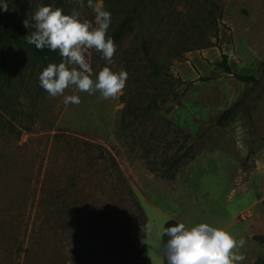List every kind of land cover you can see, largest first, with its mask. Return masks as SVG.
<instances>
[{
  "label": "rangeland",
  "instance_id": "obj_1",
  "mask_svg": "<svg viewBox=\"0 0 264 264\" xmlns=\"http://www.w3.org/2000/svg\"><path fill=\"white\" fill-rule=\"evenodd\" d=\"M102 3L111 13L107 34L123 21L126 32L111 64L93 49L88 62L92 79L104 67L127 72L117 97L71 89L64 94L80 104L49 97L16 38L0 72V264H138L141 218L95 160L98 149L113 158L145 223L160 231L169 220L208 223L244 241L234 250L238 264L264 263V247L252 241L264 235V83L253 88L216 67L224 54L233 74L261 77L264 0ZM42 5L94 22L86 0H11L18 35L30 34L23 21ZM141 43L160 77L150 74ZM127 111L137 121L129 137L121 130ZM144 236L150 263L159 264L161 238Z\"/></svg>",
  "mask_w": 264,
  "mask_h": 264
},
{
  "label": "clouds",
  "instance_id": "obj_2",
  "mask_svg": "<svg viewBox=\"0 0 264 264\" xmlns=\"http://www.w3.org/2000/svg\"><path fill=\"white\" fill-rule=\"evenodd\" d=\"M84 6L85 0H76ZM86 6L92 11L94 22L81 21L79 12L72 10L64 14L62 8L51 5L37 6L32 16L23 21L26 29H31L24 40L37 50L58 52L59 64L50 63L40 73L39 86L51 98L63 96L65 105H78V95H65L66 89L99 93L100 98L108 100L117 97L124 89L127 72H113L104 67L92 79V69L88 62L90 49L100 54L108 64L116 52V45L108 36L111 25V13L103 7L102 0H86ZM0 11H7V4L0 0ZM34 22V23H32ZM141 231L159 239L168 237L164 248L166 264H238L243 256L236 255L235 249L242 247L243 240L237 241L223 229L199 223L188 227L185 223L166 226L161 232L156 224L146 223ZM147 244V241H142Z\"/></svg>",
  "mask_w": 264,
  "mask_h": 264
},
{
  "label": "trees",
  "instance_id": "obj_3",
  "mask_svg": "<svg viewBox=\"0 0 264 264\" xmlns=\"http://www.w3.org/2000/svg\"><path fill=\"white\" fill-rule=\"evenodd\" d=\"M10 1L11 0H3V2L7 4V11L0 12V72L1 74L4 71L5 63H6V60L9 54L13 50V42L15 38L19 40L20 45L26 51V53H28L31 56V58L34 60V62L39 65L41 71L44 68H46L47 65L50 63L59 64L61 62V57L59 56L58 52H50L46 49L43 51H39L34 46L28 45L25 42L24 38L26 37V35H18L14 25L12 24V16L10 14ZM125 32H126V21H123L122 23L119 24V26L113 32L109 33L108 36H111L114 43L117 44L123 39ZM140 48L145 58V61L148 65V68L150 70V74L153 75L154 77H160L161 72L159 68L157 67L156 63L150 58L147 52L145 43H141ZM216 67L222 70L224 74L230 75L237 82L242 83V84H248L252 86L253 88L257 87L261 82L264 83V69L259 79H255L252 76H242V75L233 74L227 62V56L224 54L220 56V62L216 64ZM211 80H212L211 77L199 79V81L202 83H206ZM243 104H244V100L241 99L240 101H238L237 103L229 107L227 110H225L219 116L217 125L223 126L229 120H231L233 116L238 112V110L242 108ZM136 122L137 121H136L135 114L132 113V111H127L126 116L123 117V124L121 125V130L123 132L125 131V133L128 132L129 127L135 125ZM126 135L129 137V133H126ZM252 153H253L252 151H249L248 157H250ZM187 156H188V153L183 154V156L180 159L174 161L170 165V168L173 171V173L176 172L177 166L179 165L181 160L186 159ZM95 160L98 162L101 161L102 163H105L108 171L110 172L114 180L115 186L125 192V194L128 196V199L134 205L135 209L139 213L141 222H140V232H139V241H138L139 242V255L137 257V261H138V264H144L146 260V256H147L146 244L142 243V241H145V236H144V232L141 231V228H143V226L146 224L144 213L141 207L139 206V204L133 199L131 193H129V191L127 190V187L119 174V171L117 169V166L113 158L105 150L98 149V153H97V156L95 157ZM176 224H177L176 221L169 220L164 224L163 228L166 226H175ZM167 240H168V237L166 236L161 237L162 263L163 264H166V261L164 258V253L166 249L164 248V245L166 244ZM252 241L264 247V235L253 236ZM253 264H264V263L262 260H256Z\"/></svg>",
  "mask_w": 264,
  "mask_h": 264
},
{
  "label": "crops",
  "instance_id": "obj_4",
  "mask_svg": "<svg viewBox=\"0 0 264 264\" xmlns=\"http://www.w3.org/2000/svg\"><path fill=\"white\" fill-rule=\"evenodd\" d=\"M177 223H184L182 220H175ZM162 231V230H161ZM159 264H163L162 263V248L159 246ZM144 264H151L150 263V255H149V251L147 249V256H146V260L144 262Z\"/></svg>",
  "mask_w": 264,
  "mask_h": 264
}]
</instances>
